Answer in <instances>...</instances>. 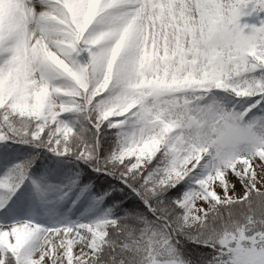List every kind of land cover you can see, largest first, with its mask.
<instances>
[{
    "label": "snow or ice",
    "instance_id": "obj_1",
    "mask_svg": "<svg viewBox=\"0 0 264 264\" xmlns=\"http://www.w3.org/2000/svg\"><path fill=\"white\" fill-rule=\"evenodd\" d=\"M0 264H264V0H0Z\"/></svg>",
    "mask_w": 264,
    "mask_h": 264
}]
</instances>
